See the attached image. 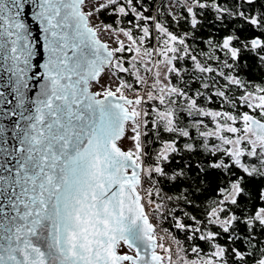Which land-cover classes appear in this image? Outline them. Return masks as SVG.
<instances>
[{"label": "snow or ice", "instance_id": "obj_1", "mask_svg": "<svg viewBox=\"0 0 264 264\" xmlns=\"http://www.w3.org/2000/svg\"><path fill=\"white\" fill-rule=\"evenodd\" d=\"M0 264H264V0H0Z\"/></svg>", "mask_w": 264, "mask_h": 264}]
</instances>
